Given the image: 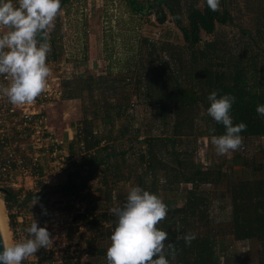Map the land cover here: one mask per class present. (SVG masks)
<instances>
[{"label":"trees","instance_id":"16d2710c","mask_svg":"<svg viewBox=\"0 0 264 264\" xmlns=\"http://www.w3.org/2000/svg\"><path fill=\"white\" fill-rule=\"evenodd\" d=\"M72 1L61 0L59 11ZM123 2L132 14H153L159 23H164L167 17L165 10L168 12L189 51L188 70L194 75V85L198 86L201 94L193 88H182L176 81L172 83L168 70L161 71L159 66H153V57L158 55L161 64L163 59L157 46L146 39L141 40V43L148 47L145 60L144 56H140L139 62H133L120 69L127 76L111 77V71L108 70L97 76L84 74L60 78L62 98L80 101L81 127L76 131L72 144L83 153L73 168L64 170V178L58 185L48 192L42 190L44 187L36 194L28 192L24 203L35 199L36 196L38 202L46 205L49 196L62 193L65 198L73 197L88 202L90 191L94 189L97 196L105 202L104 206L112 207L111 194L115 190L113 186L116 180L123 185L115 193L116 207L124 204L128 188L133 185L156 193L167 205L168 201L176 202L179 188L184 185V204L168 210L166 217L158 224V227L168 232L167 242L174 246V258L167 257L170 264H234V259H237L239 253L229 250L233 242L249 243L256 240L259 245L264 244V165L254 158L256 151L264 154V119L259 118L256 113L258 105L264 106V83L250 81L248 76L249 68L256 67L260 52L256 51L253 57L249 58V64L245 63V57L241 56L236 57L231 65H227L225 58L216 54L217 45L214 41L201 44L202 33L212 35L216 25L233 23L234 18L228 9L227 0H220L217 11L210 10L206 0H202L201 8L190 6L187 9L186 22L182 20L180 0ZM242 33L249 35L245 30H242ZM49 37L51 51L46 62H54L59 55V38L56 37L54 29ZM38 39L42 40L43 37L38 36ZM169 57L170 61L178 66L182 63L174 50L170 52ZM131 73L133 75L130 78L128 75ZM169 81L171 85L168 84ZM214 90L218 95L227 93L235 97L230 113L233 123L246 124L247 127L240 133L244 141H258L251 152L246 151V156L236 154L230 160L232 165L242 167L239 178L232 177L233 172L229 174L230 177H224L219 165L213 169L211 166L204 167L201 162H194L196 139L221 135L225 131L224 126L214 121L207 113V96ZM185 91L195 93L197 100L185 96ZM133 98L146 104L157 103L162 120L167 118L171 106L174 117L172 132L168 130V123L163 121L162 125H156L159 135H145L138 141L139 132H129L133 115H129L127 111L130 105L133 107ZM200 107L204 114H199ZM200 122L204 124V129L196 128L198 126H195V123L197 125ZM99 126L101 132L93 133L94 128ZM210 129H215V132H210ZM192 135L197 138H188ZM180 138L182 140L179 142ZM101 143L105 144L101 146ZM135 143L143 146L136 154H132ZM38 171L41 172V169ZM246 171L249 173L248 177ZM97 172L99 179L95 188H92L91 179ZM222 179L226 181V191L230 198L227 219L230 231L222 234L224 239L212 228L207 230L211 223L207 213L214 201L210 192L201 190L202 187L219 185ZM0 193L9 210L10 204H15L16 192L9 187H2ZM93 206L83 214L74 216L73 220L81 221L89 228L91 236L84 242L88 256L102 257L107 264L106 248L100 247L98 242H101L105 235L110 238L117 218L114 214L105 215L104 212L95 214L97 206ZM8 217L11 221V216ZM104 222H107V225ZM187 223H201L200 227L206 229V234L195 235L190 244H185L182 237L188 233ZM225 258L228 259L225 261ZM65 262L68 264L69 260L66 259Z\"/></svg>","mask_w":264,"mask_h":264},{"label":"rangeland","instance_id":"374dc122","mask_svg":"<svg viewBox=\"0 0 264 264\" xmlns=\"http://www.w3.org/2000/svg\"><path fill=\"white\" fill-rule=\"evenodd\" d=\"M139 1L143 2L144 0ZM180 2L183 22H186L187 9L190 6L202 7V0H180ZM227 4L234 18L233 23L216 25L215 32L212 35L202 33L201 44L214 41L217 45L216 54L221 58H225L227 65H231L236 57L241 56H244L247 61L245 58L243 61L249 64L251 56L253 57V54L259 51L260 55L257 65L255 68H249L248 76L250 81L256 80L264 83V0H227ZM165 13L167 16L166 20L164 23H159L153 14L149 16L132 14L123 0H73L55 18L52 29L55 30L56 37L59 38L57 39L59 40L57 44L59 55L56 61L47 63L51 69L47 80L57 79L59 81L63 77H77L84 74L97 76L108 70L111 71V77L127 76L120 69L133 64V62H139L140 56H144L145 60L148 47L141 43V40L146 39L157 46V50L163 59V64H161L158 55L153 57L151 61L153 66H159L161 71L167 72L168 70L172 83L176 81L182 88H193L200 95V89L194 85L196 84L194 82L195 79H193L194 75L190 74L188 70L189 51L182 41L181 33L173 24L166 10ZM6 30L0 28V32ZM242 30L249 32V35L242 33ZM172 50L176 51L181 58L182 63H179L180 66L170 61L169 54ZM174 58H176L175 53ZM131 75L133 74H129L128 77ZM170 81L169 85H171ZM168 87L167 90L169 91ZM131 101L134 106L131 108V111H133L132 125L139 132L138 141L142 140L145 135L151 137L159 135L157 133L159 128L156 125H162L163 121L168 123V130L172 132L174 117L171 106V108L169 107L167 118L162 120L157 103L146 104L142 101L138 102L136 98ZM47 104L44 102L43 109H41L46 115L47 129L37 135L34 134L31 140L28 139L34 132L32 129L16 130L12 128L10 131V136L13 140L19 142L21 148H23L18 150V154L25 160V169H28V171L24 175L20 172L22 171L21 169L16 168L15 170L17 171L16 175H19L20 178L19 187L25 189L26 195L28 194L27 192L36 194L41 187H44L46 192H48V190L62 181L64 170L71 168L70 162L67 163V156L64 152L50 157L48 152L50 140H46L45 136L49 134L48 132H51L55 136L63 138L66 128L70 126V122L78 121V114H66L68 109H70V105H67L66 102H60L56 105L51 104L48 107L46 106ZM28 108L30 110L32 107L29 106ZM19 110L21 111V109ZM19 110L18 112H20ZM199 112V114H204L202 107H200ZM15 117H18L17 114ZM195 126H198L196 128L200 130L204 129V124L201 122L197 125L195 123ZM188 138L193 140L197 137L192 135ZM204 138L198 137L196 139L194 162H205V166H211L213 169H216L219 165L224 177L229 176L233 172L232 177L236 178L240 177L242 167L240 165H232L230 160L236 154L246 156V151L251 152L254 145L258 142L256 139V144L252 140L244 141L242 139V143L246 145L245 152H239L238 148L227 154L219 155L215 151V146L211 143V137ZM36 139L38 140L35 141ZM181 140V138L178 139L179 142ZM125 145H127V142ZM63 146H66L65 141L62 144ZM141 146L143 144L135 143L132 154H136ZM254 153V158L264 165V154L261 151ZM34 154H39L37 167L30 166V159ZM40 169L41 172L38 171ZM246 175L248 177L249 173L247 172ZM160 182H162L161 178ZM179 189L176 203L172 204V200L168 201V207L172 208L178 205L179 200L185 196V186L183 185ZM201 190L210 192L214 201L207 213L211 222L207 230L212 228L217 234L219 233L220 238L224 239L222 234L230 231L227 224L230 212V198L226 191V181L222 179L219 185L202 187ZM114 191L116 192V190ZM59 196H49L46 205L38 202V200L34 203L35 199L29 201V211L32 212L29 225L32 219L36 220L38 226L48 228L53 238V243L47 248L38 249L34 254L35 256H33L34 261L37 264H67L65 260L68 259V264H105L104 258L93 255L72 262L76 256L73 254L76 248H70L78 244H84L91 236V233L89 229L85 228L86 226L83 227V225H77L76 223L73 225V217L77 211L79 212L82 205L79 203L75 205V202L64 203ZM0 201L2 203L1 211L7 223L9 244L15 241L12 234L14 229L10 228L7 220L1 193ZM113 204L112 208L115 206V203ZM95 205L97 206L94 210L96 211L95 214H100L104 212V209L108 208V206H101L99 201ZM93 207L91 206V208ZM200 224L187 223V232L198 236L205 235L206 229H202ZM109 243L110 239L105 235L101 242H98V245L107 249ZM57 246H62V248L60 249ZM232 246L229 250L239 253L237 259H234V264H264V244L259 245L256 240H253L249 243L233 242ZM227 259L225 258L224 260L226 261Z\"/></svg>","mask_w":264,"mask_h":264},{"label":"clouds","instance_id":"9594fccd","mask_svg":"<svg viewBox=\"0 0 264 264\" xmlns=\"http://www.w3.org/2000/svg\"><path fill=\"white\" fill-rule=\"evenodd\" d=\"M212 11L220 7V0H206ZM61 8V0H0V76H6L7 85L0 83V96L13 105L32 104L48 87L51 72L46 63L51 51L49 32ZM42 36L43 39H38ZM207 113L224 126L221 135H212L211 143L219 155L237 150L242 144L240 133L244 122L233 123L230 114L235 97L211 91ZM257 116L264 119V106L256 107ZM215 132V129H210ZM38 197L35 196V202ZM33 203V204H34ZM110 211L116 223L106 249L107 264H170L175 250L168 240V232L158 227L167 215V205L156 193L138 185L129 186L122 206ZM26 236L0 247V264H22L40 248H47L53 238L47 227L36 220L24 229ZM182 239L190 244L195 239L186 233ZM167 242V244H166Z\"/></svg>","mask_w":264,"mask_h":264},{"label":"built area","instance_id":"2783aa9c","mask_svg":"<svg viewBox=\"0 0 264 264\" xmlns=\"http://www.w3.org/2000/svg\"><path fill=\"white\" fill-rule=\"evenodd\" d=\"M8 82L9 80L6 76H0V83L7 85ZM47 82V89L42 92L32 104L17 106L9 103L6 97L0 96V126L2 127L0 131V142L6 150L4 162L0 164V174H2L3 177L4 175L11 172L13 168L21 169L22 171L20 172H22V174L24 175L28 171V169H25V160H23V158H21L18 154V150L23 148H21L19 142L13 140V138L10 136V131L12 128H15L16 130L26 128L32 129L34 130V132L28 139L31 140L33 139L34 134L37 135L38 133L44 131L47 128L46 115L41 110L43 109V104L44 102L48 104L56 102L62 97V90L59 81L57 79H48ZM29 106L32 107L30 110L28 108ZM19 109H21V111ZM18 110L20 112H18ZM16 114L18 116L17 118L15 117ZM37 140L38 139H36L35 141ZM57 149L58 148L54 149L53 156L58 154ZM238 150L241 153L245 152V144L242 143ZM38 158L39 154H34L30 159V166L37 167ZM202 165L205 166L206 163L202 162ZM25 199L26 192H18L15 196V204L12 208V212L15 213L17 216L22 217L23 219H25V216H23L22 214V206L24 204ZM12 231L15 240H19L26 236V232L24 231V229L17 228ZM57 247L60 249L62 248V246ZM74 248L76 249L73 254L76 256L73 258L72 262L77 261V259H85L88 256V251L84 244H78L77 246L71 247L70 249Z\"/></svg>","mask_w":264,"mask_h":264},{"label":"crops","instance_id":"0c3cea01","mask_svg":"<svg viewBox=\"0 0 264 264\" xmlns=\"http://www.w3.org/2000/svg\"><path fill=\"white\" fill-rule=\"evenodd\" d=\"M60 13L62 12V10L61 11H59ZM54 23H55V20H54ZM52 32H53V29H51L50 30V32H49V36L52 34ZM46 63H48V62H46ZM60 102H66L67 103V105H70V109H68V111H67V113L66 114H72V115H75V114H78V119L77 118H74V119H77L78 121L77 122H70V126L69 127H67L66 128V130H65V136H63V138H59V137H57V136H55L53 133H51V132H48L49 134L47 135V136H45L46 137V140H50V146H49V154H50V157H52L53 156V151H54V149L55 148H58L57 150H58V154H61V152H64L65 153V155L67 156V163H69V165H70V167L71 168H73V166H74V164L76 163V160H78V158L82 155V153H83V151L80 149H78V147L75 145V144H72L73 143V141H74V138H75V136H76V131H78L79 129H80V127H81V122H80V119H81V117H82V114H81V108H80V101L78 100V99H67V100H65V99H63L62 97L58 100V101H56V102H54V103H49V104H47L46 106L48 107V106H51V104H58V103H60ZM132 102V101H131ZM72 103V104H71ZM131 104V103H130ZM61 105V104H60ZM134 107V106H133ZM132 109H131V105H130V107L128 108V114L130 115H132V113H133V111H131ZM81 115V116H80ZM80 116V117H79ZM47 127V126H46ZM134 125H132L131 124V126H130V128H129V132H133L135 129H134ZM116 129L118 128V127H115ZM1 129H2V127L0 126V131H1ZM47 129V128H46ZM101 132V128H100V126L99 127H95L94 128V131H93V133H100ZM159 134V133H158ZM204 138V137H203ZM0 139H1V137H0ZM205 139V138H204ZM5 140H7V139H5ZM64 141L66 142V146H63L62 147V144L64 143ZM105 143H101V146L102 145H104ZM81 145V144H80ZM73 146V147H72ZM72 149V150H71ZM5 154H6V150H5V148L3 147V145L1 144V142H0V164H2L3 162H4V159H5ZM58 154H56V155H58ZM103 154V153H102ZM201 163H202V161H201ZM16 170H15V168H13L12 170H11V172H9L8 174H6V175H4V177H3V175L2 174H0V188H2V187H9V188H11L12 190H14L16 193L15 194H17L18 192H20V191H25V189H23L22 187H19V175H16ZM64 178V177H63ZM98 179H99V174H98V172L96 173V174H94L93 175V177H92V188H95V186L97 185V181H98ZM63 180V179H62ZM17 182V183H16ZM111 183V182H110ZM114 186H113V188L117 191V189H119V188H121L123 185H122V183L121 182H117L116 180L114 181ZM91 188V189H92ZM127 188V187H126ZM41 188H39V190H40ZM43 191H45V189H42ZM26 192V191H25ZM91 192V193H90ZM90 192H87V193H90V196H89V201L88 202H86V201H79L78 199H76V198H73V197H68V198H65V197H63V193L62 194H60V196L59 197H61V201L62 202H67L68 204H70V203H73V202H75V205L77 204V203H79V204H81L82 205V208L79 210V212L77 211L76 213H75V215L74 216H76V215H80V214H83L85 211H87V210H89V209H91V206H93V205H95L96 203H97V201H99V203H100V205L101 206H103L104 207V205H105V202L102 200V198L101 197H98L97 196V194L94 192V189H92ZM28 193V192H27ZM115 191H112V194H111V199H112V203H115V206L114 207H116V205H117V203H116V200H115ZM32 194V193H31ZM56 196H58V195H56ZM184 201H185V199L182 197L180 200H179V204L178 205H175L174 207H172V208H176V207H181L183 204H184ZM168 203V202H167ZM176 202H172V204H175ZM214 203V202H213ZM114 205V204H113ZM112 205V206H113ZM3 206H4V208H5V214H6V217H7V220H8V222H9V225H10V223H11V226H10V228L11 229H17V228H20V229H25L28 225H29V223H30V216L32 215V212L31 211H29L30 210V208H29V202L28 203H24L23 204V206H22V210H23V212H22V214H23V216H25V219H23L22 217H19V216H17L15 213H13L12 212V208H13V206L10 204V209L8 210L7 208H6V206H5V203H4V201H3ZM98 206H99V204H98ZM112 207H109L108 206V208L107 209H104L103 211H104V213H105V215H108V214H113L111 211H110V209H111ZM171 207H168L167 206V209L168 210H170V209H172ZM111 212V213H110ZM102 213V212H101ZM8 215H10L11 216V221H10V219H9V217H8ZM74 218V217H73ZM73 225H75V222L76 221H74L73 220ZM105 224L107 223V222H104ZM76 224L77 225H83V227H85L86 225L84 224V223H82L81 221H79V222H76ZM107 225V224H106ZM86 229H89L88 227H85ZM85 245V244H84ZM86 246V245H85ZM87 248V247H86ZM88 251V250H87ZM22 264H37L35 261H34V258H33V256H30V257H27L24 261H22Z\"/></svg>","mask_w":264,"mask_h":264},{"label":"bare ground","instance_id":"6f19581e","mask_svg":"<svg viewBox=\"0 0 264 264\" xmlns=\"http://www.w3.org/2000/svg\"><path fill=\"white\" fill-rule=\"evenodd\" d=\"M1 201H0V233L4 242V245L8 244V228L7 223L4 220L3 212L1 211Z\"/></svg>","mask_w":264,"mask_h":264},{"label":"water","instance_id":"95a60500","mask_svg":"<svg viewBox=\"0 0 264 264\" xmlns=\"http://www.w3.org/2000/svg\"><path fill=\"white\" fill-rule=\"evenodd\" d=\"M184 95L185 96H188V97H191L194 100H197V95L195 93L191 92V91H185L184 92ZM0 244H3L4 245V242H3V239H2L1 233H0ZM0 247H2V245H0Z\"/></svg>","mask_w":264,"mask_h":264}]
</instances>
